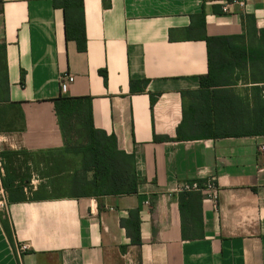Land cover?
<instances>
[{
    "label": "crops",
    "instance_id": "1",
    "mask_svg": "<svg viewBox=\"0 0 264 264\" xmlns=\"http://www.w3.org/2000/svg\"><path fill=\"white\" fill-rule=\"evenodd\" d=\"M82 1L85 50L58 0H0V264H264V0ZM61 95L92 98L136 193L49 195ZM208 178L217 203L178 190Z\"/></svg>",
    "mask_w": 264,
    "mask_h": 264
},
{
    "label": "trees",
    "instance_id": "2",
    "mask_svg": "<svg viewBox=\"0 0 264 264\" xmlns=\"http://www.w3.org/2000/svg\"><path fill=\"white\" fill-rule=\"evenodd\" d=\"M58 3L65 11L67 39L76 40L79 49L85 50L83 1L79 0L74 3V10H71V0H58ZM216 40L217 38H208L210 67L213 66L212 46ZM103 74L106 77V73L103 72ZM53 101L64 139V147L45 152L46 155H54L52 160L45 163L46 170L41 172L44 176H55L50 181L49 195L100 197L108 194L136 193L139 178L136 172L135 158L118 148L114 136L107 135L105 131L95 127L92 98L90 96L61 95ZM154 101L155 97H152V103ZM256 126H259V123ZM261 127V130L258 128L255 132L264 133V123L261 124ZM12 177L16 178L17 176L13 175ZM3 185L9 189L7 178L3 180ZM132 225L138 228V223ZM195 236L197 237V235ZM134 242L140 243L137 235Z\"/></svg>",
    "mask_w": 264,
    "mask_h": 264
},
{
    "label": "built area",
    "instance_id": "3",
    "mask_svg": "<svg viewBox=\"0 0 264 264\" xmlns=\"http://www.w3.org/2000/svg\"><path fill=\"white\" fill-rule=\"evenodd\" d=\"M233 3H238L240 5H244L243 1L233 0ZM230 2H225L223 9L224 11L229 10ZM75 80V76L72 73L65 72L62 73L59 77V82L61 89L64 91L67 87ZM261 152H264V143L259 146ZM4 173V166H3V159L0 157V174ZM179 191H201L206 196H209L211 199L214 200V203L218 202L219 198V186L217 185L216 181L213 178H208L203 182L200 183H183L178 187ZM29 249V245L26 242H19L15 241V251L16 254L21 257L24 252Z\"/></svg>",
    "mask_w": 264,
    "mask_h": 264
},
{
    "label": "rangeland",
    "instance_id": "4",
    "mask_svg": "<svg viewBox=\"0 0 264 264\" xmlns=\"http://www.w3.org/2000/svg\"><path fill=\"white\" fill-rule=\"evenodd\" d=\"M1 134V133H0ZM0 144H2V142H0ZM54 157V155H44L43 156V159H44V161H45V163L46 162H48L49 160H52V158ZM42 158V156H39V160ZM23 160V159H22ZM15 161H16V163H19V161H20V159H15ZM3 166H4V163H3Z\"/></svg>",
    "mask_w": 264,
    "mask_h": 264
}]
</instances>
